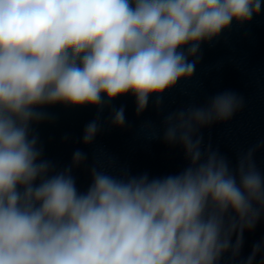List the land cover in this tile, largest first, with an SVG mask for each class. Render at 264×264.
I'll return each mask as SVG.
<instances>
[{
	"label": "clouds",
	"instance_id": "obj_1",
	"mask_svg": "<svg viewBox=\"0 0 264 264\" xmlns=\"http://www.w3.org/2000/svg\"><path fill=\"white\" fill-rule=\"evenodd\" d=\"M261 9L262 0H0V264H220L226 253L238 257L245 230L264 215V174L254 149L233 168L198 135L242 108L234 93L166 117L165 140L182 145L188 161L179 174L117 178L93 169L84 193L71 169L49 175L30 125L45 118L39 106L102 107L104 96L128 93L142 112L149 96L192 76L202 42ZM112 122L124 125L123 108ZM98 131L90 122L84 143ZM83 159L74 153V163ZM262 251L264 242L254 244L243 264Z\"/></svg>",
	"mask_w": 264,
	"mask_h": 264
},
{
	"label": "water",
	"instance_id": "obj_2",
	"mask_svg": "<svg viewBox=\"0 0 264 264\" xmlns=\"http://www.w3.org/2000/svg\"><path fill=\"white\" fill-rule=\"evenodd\" d=\"M183 51L186 53L187 47ZM199 56L190 78L177 81L159 96H149L140 113L132 93L112 101L104 96L102 107L39 106L36 110L45 118L30 125V134L37 137L41 160L52 166L49 175L71 169L77 190L84 193L92 183L93 169L117 178L179 174L188 161L182 145L165 140L166 117L190 106L204 107L224 92L241 98L243 106L231 119L200 128L202 147L218 151L233 168L241 154L254 149V163L264 174V0L261 12L249 22L233 21L218 37L202 42ZM121 108L125 123L116 126L113 116ZM92 121L98 123L99 131L85 144V128ZM76 151L84 154L79 163L73 161ZM232 239L234 243L235 235ZM258 242H264V215L254 229L245 230L239 256L233 259L226 253L220 264H243ZM262 258L264 251L254 264H262Z\"/></svg>",
	"mask_w": 264,
	"mask_h": 264
}]
</instances>
